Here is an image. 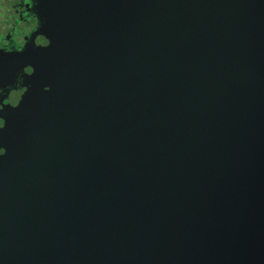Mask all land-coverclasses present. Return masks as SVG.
<instances>
[{
  "label": "water",
  "instance_id": "95a60500",
  "mask_svg": "<svg viewBox=\"0 0 264 264\" xmlns=\"http://www.w3.org/2000/svg\"><path fill=\"white\" fill-rule=\"evenodd\" d=\"M0 55V264H264V0H37Z\"/></svg>",
  "mask_w": 264,
  "mask_h": 264
},
{
  "label": "flooded vegetation",
  "instance_id": "af4514ba",
  "mask_svg": "<svg viewBox=\"0 0 264 264\" xmlns=\"http://www.w3.org/2000/svg\"><path fill=\"white\" fill-rule=\"evenodd\" d=\"M36 4L37 0H0V55L17 53L26 47L36 49L49 43L44 35L35 34L39 26ZM32 72V66L28 65L0 86V108L2 104L16 106L19 103L27 89L24 85L26 75Z\"/></svg>",
  "mask_w": 264,
  "mask_h": 264
}]
</instances>
